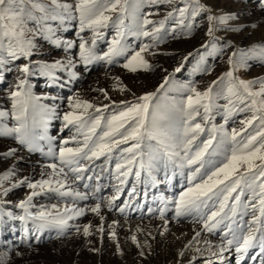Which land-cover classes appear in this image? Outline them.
I'll use <instances>...</instances> for the list:
<instances>
[{
  "label": "snow or ice",
  "instance_id": "obj_1",
  "mask_svg": "<svg viewBox=\"0 0 264 264\" xmlns=\"http://www.w3.org/2000/svg\"><path fill=\"white\" fill-rule=\"evenodd\" d=\"M179 3L182 6H173L157 21L150 19L154 13L143 12V7L155 6L158 14L160 5H173L174 0H0V83L5 81L6 73L17 74L15 85L6 94L10 107L0 108V137H12L29 152H40L59 161L58 164L46 165L51 171L42 172L39 180L17 178L15 165L0 174V234L15 221L21 222L23 233L19 244L0 239V245L4 246V250L0 251V264H10L13 256L23 258L25 253L20 247L31 249L33 242L40 240L35 234L47 228H56L63 235L69 227L68 221L74 217L91 212L103 221L102 206L124 214L132 205L129 202L117 204L116 201L123 194L122 186L127 184L129 176L134 175L137 181L155 187L160 183H170L177 175V169L180 175H184L185 168L190 170V175L186 177L187 187L174 201L176 218L192 215L202 224V231L210 234L217 230L222 232L219 245L203 241L204 247L195 249L197 255L188 264L201 258L204 264H228L225 253L232 251L237 254L236 264H247L248 260L264 264V77L246 80L235 75L238 66H250L247 61L251 57L264 61V44L232 51L227 61L232 66L229 71L202 91L190 88L191 94L185 101L177 103L173 100L175 111L179 114L178 123H174L172 114L162 111L154 103L156 92H147L134 102L122 101L123 110L107 118L101 114L100 108L88 101L78 96L69 98L71 110L63 113V127L72 126L75 133L63 141L58 152L53 144L56 138L48 132L51 121L60 119L58 106L39 103L42 98L33 93L28 79L39 74L55 80L54 69L67 70L75 66L71 59L67 64L62 60L53 63L33 61L32 57L39 54L42 41L65 52L78 47L80 62L85 65L100 60L111 64L116 57L123 56L127 61L123 66L135 72L139 68H152L143 53L162 43L169 32L173 37L177 34L191 35L202 14L207 16L206 35L212 38L208 44L201 46L203 48L211 47L217 51L218 30L240 31L243 27L230 23L237 19L235 14H214L202 0H179ZM261 3V10L264 11V0ZM129 17L131 22L126 23ZM169 22H174L175 27H166ZM76 26L79 42L62 37V33ZM108 28L115 30V36L108 51L101 56L95 51L96 43L104 38L103 30ZM86 30L92 32L91 40L81 35ZM129 36L136 39L147 37L153 44H143L138 51L130 50L131 46L126 42ZM230 44V41H225L219 50L223 51ZM21 60L26 62L17 63ZM180 70L178 67L174 71ZM163 87L164 84H161L160 88ZM219 99L227 101L222 106L226 121L234 112L252 113L249 119L241 122L244 128L224 133L230 142V147L224 152L219 151L224 141L213 145L220 129L214 124L206 128L196 122L197 117L210 122ZM104 107L107 108V105ZM89 109L94 111L89 112ZM254 122L258 130L237 140ZM205 132L207 138L201 139V134ZM70 141L75 143L74 147L68 146ZM45 142L47 152L44 150ZM225 152L228 154L225 155ZM114 153H119L115 163V179L119 181L114 186L116 194L111 198L99 197L103 185L96 182L101 180L102 173L111 164ZM16 155L17 148L10 147L0 152V159ZM217 155L224 156L222 162L212 159ZM101 158L104 162L96 164ZM159 172L163 173L162 179L154 175ZM142 173L145 178H142ZM21 186L31 191L15 204L23 212L17 215L8 210V206L14 203L8 197ZM80 187L85 191H80ZM135 193L133 186L129 195ZM51 194L80 201L97 198L98 202L91 207H65L63 214L48 211L43 206L39 211H32L36 207L33 204L35 197ZM159 199L161 206L156 211L164 219L168 200L165 197ZM142 207L138 202L135 204L136 209ZM147 211L151 213L154 210L148 208ZM249 215L251 219L245 220L244 217ZM118 224L119 221L112 222L110 234L113 239H116L115 226ZM92 229L91 223L82 228L76 226V231L85 237L93 234ZM96 231L104 233L103 223ZM136 231L144 230L137 227ZM147 235L151 236V233ZM200 235L201 232H196L186 247L194 241L199 244ZM131 239L140 246L136 235H132ZM145 244L151 248L150 243L145 241ZM144 254L141 250L140 255ZM184 255L183 250L178 253L180 257Z\"/></svg>",
  "mask_w": 264,
  "mask_h": 264
},
{
  "label": "rangeland",
  "instance_id": "obj_2",
  "mask_svg": "<svg viewBox=\"0 0 264 264\" xmlns=\"http://www.w3.org/2000/svg\"><path fill=\"white\" fill-rule=\"evenodd\" d=\"M202 3L211 8L214 14H235L237 19L230 23L243 27L240 31L218 30L216 32V36L219 38L217 51H213L211 47L203 48L201 46L208 44L212 38L206 35L207 16L202 14L191 35L177 34L173 37L169 32L162 43L154 45L149 51L142 54L152 65V68L148 70L139 68L135 72L130 71L123 66L127 62L123 56L116 57L111 64L100 60L85 65L80 62L78 47L73 48L70 52H65L62 48H56L48 42H41L42 47L39 54L32 57L33 61L53 63L62 60L67 64L71 59L75 64L74 67L67 70L54 69L55 80L52 77L39 74L28 77L33 93L42 98L39 103L58 106L60 119L52 120L48 129L49 135L56 138L53 141L55 151L58 152L59 148L63 146V141L75 133V128L72 126L63 127V113L71 110L69 98L78 96L81 100L88 101L100 108L101 114L107 118L123 110L122 101L134 102L137 97L147 92H156L154 103L159 105L162 111L172 114L174 123H178L179 114L175 111L173 100L177 103L185 101L186 97L191 94L190 88L195 87L202 91L223 73L229 71L232 66L227 61L232 51L237 48L249 49L256 44H264V11L261 10V0H202ZM173 6L182 5L179 0H174L173 5H160L158 14H156L155 6L146 5L142 11L154 13L149 18L158 21L171 11ZM130 22L131 18L129 17L126 23ZM252 24H255L256 27H251ZM166 27L171 29L175 27V23L169 22ZM103 31L105 36L103 39L97 40L95 48L96 53L101 56L108 51L111 39L115 36V30L112 28ZM77 32L78 26L72 27L69 31L62 33V37L79 42ZM179 32L180 29L177 28V33ZM81 35L84 39L91 40L93 34L86 30ZM225 41H230L231 44L220 51L219 49L224 46ZM126 42L131 46L130 50L135 51H138L143 44H153V41L147 37L136 39L129 36ZM185 57H187L186 60ZM24 62L26 61L21 60L17 63ZM247 63L250 65L249 67H237L236 76L246 80L264 77V61L251 57ZM178 67L181 70L175 72L174 70ZM73 72L76 73L75 76L71 75ZM16 75L15 72L6 73L5 81L0 83V108L10 107V101L6 94L15 85ZM166 77L168 78L167 83H165ZM161 84H164L163 88H160ZM158 89L159 91H157ZM226 103L227 101L224 99L217 101L218 107L213 108L210 122L201 121L199 117L196 118V122L202 123L206 128H210L214 124L217 129H220L216 133V141L213 142V145L216 146L217 141H224L219 147L221 152L230 147L228 137L224 133H230L232 129L239 131L244 128L245 125L241 122L249 119L252 115L251 112H234L226 121L225 110L222 107ZM105 105L107 108L104 107ZM88 111L93 112L94 110L89 109ZM254 130H258L255 122L251 127H247L246 132L241 133L237 140L243 139L249 133L254 134ZM206 138V132L202 133L201 139ZM68 146L74 147L75 143L70 141ZM10 147L17 148V155L6 160L0 159V174L15 165L17 178L30 177L32 180H39L42 172L51 171L46 165L59 163L58 159L45 156L40 152H29L12 137H0V152H5ZM44 150L47 152L46 142ZM118 156L119 153H114L111 164L102 173L101 180L96 182L103 185L98 194L99 197L111 198L116 194L114 186L118 185L119 181L115 179V163ZM212 159L222 162L224 156L217 155ZM103 162L104 160L101 158L96 161V164ZM176 171L177 175L171 179L170 183H160L155 187L137 181L134 175L129 176L127 184L122 186L123 194L116 201L117 204L129 202L132 205L124 214L102 206L103 221L99 216L87 212L84 216L69 220V227L65 229L63 235L56 228H47L41 233L35 234L39 235L40 240L38 243L33 242L31 249L21 246L20 250L25 253L24 257L13 256L10 264H188V261L197 255L195 249L204 247L203 241L209 240L213 245H219L222 232L217 230L210 234L202 231V224L192 215L176 218L174 201L178 200L180 193L187 187L186 177L190 175V170L185 168L184 175H180L178 169ZM109 172L112 175H108ZM91 174L87 173L86 175ZM154 175L158 179L163 178L162 172L154 173ZM45 178L47 177L45 176ZM142 178H145L143 173ZM195 182L198 181L193 183ZM133 186L136 188V193L130 196L129 193ZM79 190L85 191L82 187ZM30 191L25 186L14 189L8 197L14 203L8 206V210L17 215L23 214L15 204L24 199ZM160 197H165L168 200L164 219H161L159 211H156L161 206ZM96 202H98L97 198L80 201L74 200L72 197H60L56 194L41 195L34 198L33 204L36 207L32 211H39L40 206H43L48 211L63 214L65 207H91ZM137 202L143 207L136 209ZM53 206L55 207L53 208ZM148 208H152L154 211L149 213ZM244 219H251V216H245ZM114 220L119 221V224L115 226L116 239H113L110 234ZM89 223L93 225L91 236L85 237L76 231V226L82 228L83 225ZM101 223L105 229L102 234L96 231ZM137 227L144 231L137 232ZM149 232L151 236L147 235ZM196 232H201L200 243L197 244L194 241L190 247H186ZM21 235H23L21 222L15 221L11 222L0 234V239L19 244ZM132 235L137 236L140 246L132 241ZM145 241L151 244L150 249ZM92 249H98V251ZM3 250L4 246L0 245V251ZM141 250L145 252L143 256L140 255ZM181 250L185 252L183 257L178 256ZM229 254L230 252L227 253L228 256ZM205 255L207 256V253ZM231 263L236 264V259ZM193 264H204L203 258L194 261ZM247 264H258V262L248 260Z\"/></svg>",
  "mask_w": 264,
  "mask_h": 264
},
{
  "label": "bare ground",
  "instance_id": "obj_3",
  "mask_svg": "<svg viewBox=\"0 0 264 264\" xmlns=\"http://www.w3.org/2000/svg\"><path fill=\"white\" fill-rule=\"evenodd\" d=\"M234 123H235V122H234ZM227 253H229V252H227ZM227 253H225V256H226V258H227V262H228V264H230L231 261H233V260L236 259L237 254H235V253H231V252H230V254H229V256H228ZM233 263H234V262H233ZM233 263H231V264H233Z\"/></svg>",
  "mask_w": 264,
  "mask_h": 264
}]
</instances>
